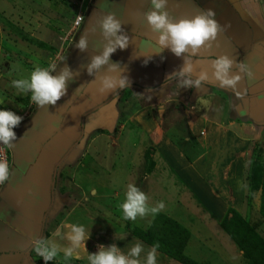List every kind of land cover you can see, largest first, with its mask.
<instances>
[{"label":"crops","instance_id":"1","mask_svg":"<svg viewBox=\"0 0 264 264\" xmlns=\"http://www.w3.org/2000/svg\"><path fill=\"white\" fill-rule=\"evenodd\" d=\"M101 2L102 0H90L83 6L79 26L69 33L67 31L68 36L65 38L66 33L65 40H61L53 59L43 64L44 67H49L52 63L57 65L53 75H57L65 64L73 71H79L80 74L74 82L68 84L67 94L57 101L56 105L40 108L32 102L30 104L31 94L27 93L29 102L26 107L23 108L18 102L16 111L11 110L18 113L27 108L28 112L19 126L13 129L17 139L14 141L15 148H8V152L10 168L14 174L11 181L6 182L0 189V264H36L32 260V241L38 237L50 240L53 236H50L48 230L53 224L50 215L64 186L67 189L71 187L69 192L80 195L79 203L88 201L85 195L92 189L86 190L76 182L71 183L73 173L77 166H82V159L90 151L94 154L98 151L96 140H110L108 136L116 131V126L120 131L123 129L125 122H119L120 116L126 121L134 122L135 117L137 119L138 115L143 114L144 109L151 111L152 107H156L160 115V109L164 105L182 115L184 121L187 120L185 125L188 128L198 119L205 123L206 118L211 116L213 121L207 124L209 132L203 129L202 131L206 133L205 137L215 136V141L218 133L225 131L226 127L233 130L242 125L264 124V0H168L167 4V11L177 21L181 18H192L209 9L216 13L215 19L224 27V31L218 34L211 49L193 57L194 63L196 60L201 61L196 67V72L201 68H208L209 61L222 55H228L237 63L246 62L255 73V81L242 79L238 83L237 91L248 89L243 99L237 97L230 89L220 88L218 82L205 84L196 90L182 88L177 80H173L161 89L167 75L179 70L183 58L175 56L170 49L156 54L154 48L150 47L155 44L156 35L142 22L143 14L150 8V0H106L107 7L104 9L99 7ZM109 12L116 14L125 34L130 38L129 46L124 50L117 49L110 60L120 63L121 69L125 70L123 74L131 80V88L101 95L97 92L98 80L94 79L106 74L107 66L95 73V77L90 76L84 66L90 63L92 56L102 52L106 41L101 35L97 21ZM83 34L88 36V49L81 52L75 44ZM148 58L151 59L145 64L144 61ZM232 73L237 74L235 67ZM209 74L211 75L210 69ZM132 98L134 101L130 102ZM211 112L216 116L210 114ZM224 118L228 120L227 123L223 121ZM164 132L165 128L161 127H156L154 131L155 137L162 140L157 148L166 156L165 146L167 148L171 143L165 138ZM202 137L205 138L204 134ZM227 141L222 144L224 147L233 145L232 141ZM207 145L216 147L219 144L211 140L210 145ZM197 161L184 166L192 175L191 181L186 178L187 185H192L194 179L200 177L201 165L196 164ZM226 161L229 162V166L223 169L225 171L228 168L226 179H236L238 172L241 173L238 171L237 161H231V157ZM196 165L199 171L196 170ZM218 169L220 168L217 166L213 171L217 172ZM66 181H70L71 185L67 186ZM232 181L229 186L233 188L235 181ZM29 192H32V195H29ZM204 192L199 190L201 211L208 214L203 216L214 220H198L197 224H194L195 221L190 219L183 222L166 216L184 228L190 238L204 236L208 244L217 245L216 259L222 263L245 264L242 253L220 227V222L230 207L219 200L218 204L214 205V201H211L213 197ZM92 193L94 195L95 191ZM201 194H204V197ZM231 202L235 203L236 199L232 198ZM71 208L74 211L76 206ZM231 209L236 211L235 208ZM69 217L70 212L61 219L60 227L71 228L73 222ZM68 234L69 231L63 235L66 238ZM90 244H94L92 250H99V243ZM81 248L84 251L86 249L83 244Z\"/></svg>","mask_w":264,"mask_h":264},{"label":"rangeland","instance_id":"2","mask_svg":"<svg viewBox=\"0 0 264 264\" xmlns=\"http://www.w3.org/2000/svg\"><path fill=\"white\" fill-rule=\"evenodd\" d=\"M76 4V0H0V110L7 108L16 111L18 102L23 108L26 107L29 95L19 92L11 82L29 78L36 67H44V62L49 63L53 59L68 31ZM162 109L164 111L160 115L156 107H152L151 111L144 109L143 114L138 115L137 119L135 117L134 122L126 121L120 116L119 122H125L123 129L120 131L116 126L115 133L108 136L110 140L99 138L95 141L98 151L95 154L90 151L82 159V166L75 168L71 182H76L86 190L92 189L85 195L88 198L86 203H79L80 195L69 192L71 187L67 189L64 186L57 196L50 215L53 224L48 227L50 236L53 235L50 240L58 244L61 251L69 246V241L63 234L70 232L71 228L60 227V221L70 212L69 218L73 224L84 225L90 232L85 242V251L80 246L75 253L81 258L74 254L70 260L65 261L63 255H59L52 261L45 262L32 250L33 262L89 264L88 254L97 252L92 250L94 244L90 242L105 247L115 244L127 252L135 242L140 241L132 236V230L144 229L154 217L149 214L143 218L137 217L135 221L123 219L119 205L124 201L127 185L130 183L149 197L150 206L162 201L165 207L160 213L183 222L190 219L195 221L194 224L198 220H214L203 216L208 214L201 211L199 190L202 189L213 197L211 201H214V205L219 200L228 207L235 208L248 224L256 226L255 232L264 241V218L260 215L259 196L258 193L250 192L248 181L252 161L260 158L264 165V124L242 125L233 130L226 127L225 131L218 133L215 141V136L205 137L206 133L202 131L209 132L207 124L213 121L211 116L210 119L206 118L205 123L198 119L188 128L185 125L187 120L184 121L182 115L168 106L163 105ZM210 114L216 116L214 112ZM225 119L223 121H228ZM156 127L165 128V138L171 143L167 148L165 146L166 156L157 148L162 140L155 137ZM203 134L205 138L202 137ZM211 140L219 145L209 147L207 144L210 145ZM223 140H230L235 146L226 148L222 145ZM229 157L231 161H237L238 171L241 172H238L236 179H226L228 168L223 171L229 166L226 161ZM197 160H200L199 163ZM195 161L201 165V178L194 179L192 185H187L186 178L191 181L192 175L184 166ZM217 166L220 169L214 172L213 168ZM232 180L235 181L233 188L229 186ZM69 183L70 181L65 182L67 186L71 185ZM92 191H95L94 195ZM201 195L204 197V194ZM232 198L236 199L235 203L231 202ZM75 206L73 211L71 207ZM198 230L197 228L196 231ZM204 238H190L183 255L197 264H224L216 259L217 245L208 244ZM145 248L147 250L150 247L145 245ZM145 257L146 252L141 254V260ZM243 260L246 264L247 260L244 257ZM158 264L179 263L158 253Z\"/></svg>","mask_w":264,"mask_h":264},{"label":"clouds","instance_id":"3","mask_svg":"<svg viewBox=\"0 0 264 264\" xmlns=\"http://www.w3.org/2000/svg\"><path fill=\"white\" fill-rule=\"evenodd\" d=\"M167 4L168 0H150V8L143 14L142 21L156 35L155 44L150 45L154 48V53L160 54L165 49H170L175 56L183 58V64L179 70L167 75L161 89L167 87L168 82L173 80H177L182 88H195L196 90L205 84L218 82L220 88L230 89L237 97L243 99L247 95L248 89L245 88L243 92L237 91L238 83L242 79L249 82L255 81V73L246 62L237 63L228 55H222L209 61L208 68H201L198 73L196 72V67L201 64V61L196 60L194 63L193 57L202 51L211 49L218 34L224 31V27L215 19L216 13L209 9L192 18H181L177 21L167 11ZM99 7L106 8V0H102ZM97 23L106 43L103 44L102 52L92 56L90 63L84 68L90 76L95 77V73L107 66L106 74L94 79L98 80L97 92L101 95L114 94L118 89H130L131 80L123 74L125 70L121 69L120 63L110 60L111 55L117 49L124 50L129 46L130 38L125 34L122 23L116 18L114 12H109ZM75 47L81 52L87 51V34L80 36ZM161 58L163 59V57ZM149 59L151 58L146 59L144 63L146 64ZM233 67L237 70V74L232 73ZM56 68L55 63L49 67L38 66L31 72L29 78L13 80L12 86L21 93H30V100L37 107L47 108L48 105H56L57 101L67 94L68 84L74 82L80 74L79 71H73L65 64L57 75H53ZM160 111L164 110L160 109ZM22 119L23 117L10 110H0V144L9 149L15 148L14 141L17 137L13 129L19 126ZM13 174L7 160L0 159V185L10 182ZM29 195H32V192H29ZM148 200L149 197L137 186L128 184L125 199L119 205L123 219L135 221L137 217L156 215L165 207L162 201L155 206H150ZM89 236L90 232L84 225L73 224L66 237L69 246L62 250L64 260H70L82 244L85 247ZM61 238L64 237L61 235ZM32 244L35 253L45 262L52 261L61 253V247L47 238H35ZM159 247L157 242L146 250L145 245L137 241L125 252L115 244L107 247L100 245L99 250L96 253L88 254L87 259L89 264H158L157 250ZM145 252L146 257L142 261L141 254Z\"/></svg>","mask_w":264,"mask_h":264},{"label":"trees","instance_id":"4","mask_svg":"<svg viewBox=\"0 0 264 264\" xmlns=\"http://www.w3.org/2000/svg\"><path fill=\"white\" fill-rule=\"evenodd\" d=\"M249 172V189L258 193L260 215L264 218V165L260 158L252 161ZM220 227L234 246L242 253L246 264H264V241L255 232V227L247 223L236 211L227 209L220 222ZM132 234L145 245L151 247L159 243L158 253L179 264H197L183 255V250L190 235L176 221L166 215H154L149 226L133 229Z\"/></svg>","mask_w":264,"mask_h":264},{"label":"built area","instance_id":"5","mask_svg":"<svg viewBox=\"0 0 264 264\" xmlns=\"http://www.w3.org/2000/svg\"><path fill=\"white\" fill-rule=\"evenodd\" d=\"M76 1H77L76 10H75L74 16L72 18L68 33H69V31H72L79 26L80 22L82 21V12H81L82 8L85 4L90 2V0H76ZM68 33L65 36V38L68 36ZM30 104H31V100H30ZM4 110H9V109L4 108ZM27 112H28V109L26 108L25 110H23V112L21 111V112L15 113V114L24 118L27 115ZM0 159L7 160L8 164L10 166V156H9L8 148L6 146H4L3 144H0ZM2 186L3 185H0V189L2 188Z\"/></svg>","mask_w":264,"mask_h":264}]
</instances>
